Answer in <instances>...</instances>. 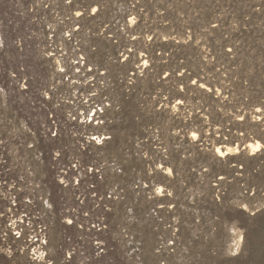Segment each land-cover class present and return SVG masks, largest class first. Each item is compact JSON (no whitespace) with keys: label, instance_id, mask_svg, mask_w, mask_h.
<instances>
[{"label":"rangeland","instance_id":"rangeland-1","mask_svg":"<svg viewBox=\"0 0 264 264\" xmlns=\"http://www.w3.org/2000/svg\"><path fill=\"white\" fill-rule=\"evenodd\" d=\"M0 264H264V0H0Z\"/></svg>","mask_w":264,"mask_h":264},{"label":"snow or ice","instance_id":"snow-or-ice-1","mask_svg":"<svg viewBox=\"0 0 264 264\" xmlns=\"http://www.w3.org/2000/svg\"><path fill=\"white\" fill-rule=\"evenodd\" d=\"M258 111H259V109H258ZM259 147V146H258ZM218 153H220L221 155H223L224 153H222L221 152V150L218 148L217 150H216ZM162 191V190H161ZM16 235L18 236L19 235V233H16Z\"/></svg>","mask_w":264,"mask_h":264}]
</instances>
